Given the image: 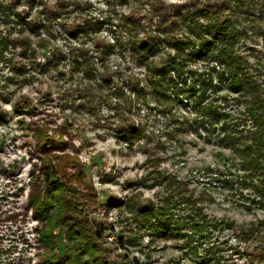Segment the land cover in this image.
I'll list each match as a JSON object with an SVG mask.
<instances>
[{
	"label": "rangeland",
	"instance_id": "1",
	"mask_svg": "<svg viewBox=\"0 0 264 264\" xmlns=\"http://www.w3.org/2000/svg\"><path fill=\"white\" fill-rule=\"evenodd\" d=\"M227 1L188 0L185 4L200 7L209 3L219 7ZM100 3L107 5L108 12L97 7ZM3 5L10 7V11L0 13V40H7V45L0 48V104L12 105V111L0 108V127L10 128L15 124V130L22 135L0 138V154L27 150L28 159L13 162L8 167L0 162V181L9 182L2 185L5 191L0 192V264H32L34 258L26 256L32 248L37 249V264L46 261L44 246L37 239L47 224L35 218L29 208L30 192L26 198L24 196L34 181L33 171L38 169V174L43 167L34 137L35 129L39 128L64 142L54 154L74 158L76 167L84 172L83 183L74 180L70 183L81 193L78 208L83 217L96 230L99 225L104 227L98 243L101 245L100 255L107 264H161V261L163 264H183L185 259L181 257L165 258L169 251L180 252L179 243H168L178 240L163 236V232L156 234L146 225L140 228V222L126 204L129 199L131 203L147 204L151 200L160 204L166 191L163 189L165 183L154 184L157 178L164 181V178L174 177L182 181L186 184V196L198 200L203 212L211 218L234 221L236 226L243 228L264 222L257 215L264 212V207L252 204L240 195L242 187L236 183L235 176L244 173L241 157L219 143L222 135L218 129L221 126L211 134L202 125L195 124L200 117L194 107L195 97L191 94L193 78L213 76L217 82V72L223 69L222 66L217 65L206 51L199 56H189L184 55L191 50L189 48L179 54L162 44L150 57L139 60L138 52L130 47L131 39L136 36L127 30L128 25H122L125 16L133 14L136 19L152 25L159 19L156 16L158 9L172 14L175 6L166 5L163 0H97V4H92L91 0H0V9ZM21 6L26 10L18 11ZM125 8L130 10L129 14L120 11ZM93 12L99 14L92 15ZM86 20L103 24L97 32L86 35L77 31ZM189 35L193 37L179 19L176 38L185 41ZM139 36H143L142 30ZM16 41L27 43L28 49ZM237 49L248 58L254 74L253 70L257 68L264 71L263 37L250 31L247 37L239 40ZM78 53L85 54L89 63L85 65L81 58L76 60ZM169 56H177L180 75L168 71L161 78V74L151 69L167 67ZM252 60L255 63L250 62ZM141 68L146 71L138 72ZM103 76H108L111 83L107 84ZM137 83L139 89L133 90ZM228 91L224 86L216 95L220 98ZM231 95L237 97V94ZM218 104L234 123L244 111V107L243 111L240 110L242 104L233 101L228 104L218 101ZM17 105H27L28 110L21 111ZM181 109L189 115L195 113V119L184 117ZM189 133L196 139H187ZM137 154L149 158L143 163L133 162L132 158ZM28 164L32 168L25 182L20 177ZM137 170L145 174L125 178L126 173ZM69 171L75 172L73 168ZM139 188L149 192L161 188L162 192L146 198L137 192ZM241 204L250 205L251 210ZM114 211L116 219L110 221ZM220 212L225 215L218 217ZM249 216L254 219L249 220ZM33 222H37V226L29 230ZM236 230L219 233L220 241H239ZM225 233L231 235L224 238ZM146 236L149 238L147 244L144 243ZM58 241L57 252L61 256L65 248L71 247V242L62 233ZM241 245L245 246L241 254L235 253L231 259L224 254L220 264H237L238 260L245 258L247 264H264L261 252L264 247L263 225H260L259 236L240 243V248ZM16 252L20 255L16 256ZM134 252H139L145 260L142 262Z\"/></svg>",
	"mask_w": 264,
	"mask_h": 264
},
{
	"label": "trees",
	"instance_id": "2",
	"mask_svg": "<svg viewBox=\"0 0 264 264\" xmlns=\"http://www.w3.org/2000/svg\"><path fill=\"white\" fill-rule=\"evenodd\" d=\"M1 8V14H8L10 11L8 6L3 5ZM174 8L172 14L165 9H158L156 16L159 19L152 25H148L143 19H136L133 14L125 16L124 21H121L122 25H128L127 30L136 36V39H131L130 47L138 52L139 60L150 57L162 44L177 50L179 54L189 48L191 50L187 54L184 53L189 56H199L206 51L217 65L222 66L223 69L217 72V82L213 76L193 78L194 87L191 88V94L195 97L194 107L200 117L195 124L202 125L211 134L216 133L217 126H221L218 129L222 135L219 143L225 144L241 157L240 163L244 173L235 176L236 183L242 187L241 197L264 207V80L261 79L264 77V71L257 68L253 70L254 74L248 58L237 49L239 40L247 37L250 31L264 39V0H228L219 7L208 3L200 7L175 5ZM179 19L190 31L193 40L190 35L185 41L176 38ZM203 20L206 23H202ZM102 24L86 20L77 31L87 35L91 31L97 32ZM140 30L143 31V36L138 37ZM4 39L0 40L1 49L7 45V40ZM22 44L25 50L28 49L27 43ZM76 57V60L81 58L85 65L89 63L85 54L78 53ZM176 59L177 56H169L167 67H153L151 70L161 74V78L168 71H175L180 75V63H177ZM103 79L107 84L111 83L108 76H103ZM115 86L119 85L116 83ZM224 86L229 91L219 98L217 91ZM139 87L137 83L133 90H138ZM231 94H237V97L233 98ZM218 101L225 104L233 101L243 105L244 111L240 113L241 117L237 123L230 120ZM17 108L21 111L28 110L27 105H17ZM34 137L37 142L36 152L42 156L43 167L38 174V169L32 173L34 181L30 186L27 204L33 210L35 218L47 224L37 239L44 246L47 255L46 261L41 264H107L105 258L100 255L101 245L98 243L104 227L99 225L96 230L83 217L78 208L81 193L70 183L71 180L83 183L84 172L76 167L74 158L66 154H54L56 148L64 146V142L49 136L47 130L35 129ZM210 140L211 138L208 139ZM70 168L75 172L69 171ZM156 180L155 185L165 183L163 189L166 196L160 204L151 200H148L147 204L140 201L131 203L130 199L126 204L135 214L134 218L140 222V228L146 225L156 234L163 232L165 237L170 236L178 242L182 241L177 247L183 253L181 258L187 259L189 264H220L224 260V254L228 259L235 253L241 254L240 243L249 242L259 236L260 225L264 226L261 221L258 225L243 228L236 226L234 221L211 218L203 212L198 200L190 195L186 196V184L182 181L174 177L164 178V181L159 178ZM230 184L229 181L228 185ZM243 190L250 193H244ZM242 206L251 210L250 205ZM227 229H237L240 242L238 245L232 246L227 240L220 241L218 234ZM60 233L71 242V247L65 248L61 256L57 252ZM261 252L264 257V247Z\"/></svg>",
	"mask_w": 264,
	"mask_h": 264
},
{
	"label": "clouds",
	"instance_id": "3",
	"mask_svg": "<svg viewBox=\"0 0 264 264\" xmlns=\"http://www.w3.org/2000/svg\"><path fill=\"white\" fill-rule=\"evenodd\" d=\"M163 2L166 5L175 6V5H183V4L187 3L188 0H163ZM91 3L92 4H97V0H91ZM97 7L99 9L105 11V12H108L107 5H105L103 3L98 4ZM17 10L18 11H25L26 9H25V7L21 6ZM120 11L124 12L125 14H129L130 13V10L126 9V8L125 9H120ZM98 14L99 13H97V12H93L92 13V15H98ZM77 15H79V13H77ZM57 43H59V42H57ZM250 62L255 63V60H252ZM193 67L199 68L200 65H193ZM200 70L203 71L202 68ZM137 71L138 72H145L146 70L141 68V69H138ZM5 75H9V73H5ZM0 83H2V82H0ZM223 94L224 93H222V95ZM77 103H80V101H77ZM0 108H3L5 110H7L8 112L12 111V105H10V104L9 105L0 104ZM240 110L243 111V106H241ZM105 111H107V110H105ZM181 113L183 114L184 117H188L190 120L191 119H195V117H196L195 113H192L191 115H189V112H185L183 109H181ZM141 115H143V113H141ZM233 115H237V113H233ZM17 119H20V117H17ZM132 119L136 120L137 118L136 117H132ZM137 122H139V121H137ZM15 128H16L15 124H13L10 128L0 127V138H3L5 135H7L9 138L14 137V136L22 135V133L17 132L15 130ZM157 134H159V133H157ZM201 134L205 135V133H203L202 130H201ZM187 139L195 140L196 136L194 134L189 133ZM17 143L18 144L22 143V141H17ZM109 143H113V142L110 141ZM141 143H143V141H141ZM77 146H79V142H77ZM68 154L71 155L72 153L69 152ZM148 158H149L148 156H142V155L137 154V155H135L132 158V160H133V162L139 161L140 163H143L144 161L148 160ZM21 159H24V160L28 159L27 150H25L23 152L17 151L16 153H13V152L9 151L6 155L0 154V162H3L4 167H8L9 165L13 164V162L19 161ZM81 159L82 160H86V158H84V157H81ZM33 163H38V162L37 161H33ZM162 167H166V165H162ZM31 168H32L31 164H28L26 167H24V170H23V173H22L20 179H23V180H25V182H27L28 173L31 170ZM144 174H145L144 172H141L139 170H137L135 172L131 171V172H128V173L125 174V178H136L138 176H143ZM241 175H243V173H241ZM5 183H9V182L8 181H0V192H4L5 191V189L2 186ZM22 186L23 185H17V187H22ZM96 187L99 188V185H96ZM106 187L112 188L111 185H107ZM14 190L15 189H11V191H14ZM113 190L119 191V189H113ZM29 192H31V188L26 189L25 194H24L25 198L27 197ZM137 192L143 193L146 198H153V197L156 196L157 193L162 192V189L161 188H153L152 191L149 192V191H147L144 188H139V189H137ZM225 207H228V205H225ZM224 215L225 214L223 212L217 213L218 217H223ZM257 215H258V217L260 219H264V212L257 213ZM247 218L249 220L254 219L251 216H249ZM115 219H116V212L114 211L112 213V215L109 217V220L110 221H114ZM36 226H37V222H33L32 224L29 225V230L31 228H33V227H36ZM230 235H231V233H225V237L224 238H227ZM144 243L145 244L149 243V238L147 236L144 239ZM168 243L172 244V243H183V242L182 241H179V242H177V241H169ZM239 243L240 242L238 240H236V239L230 240V244L232 246L238 245ZM5 244L7 245L8 242L5 241ZM21 247H25V246L21 245ZM244 247H245L244 245H241V249L242 250H243ZM253 247H254V245H253ZM133 254L135 256H137L142 262L145 260V257L141 256L139 252H134ZM15 255L19 256L20 253L16 252ZM26 256L27 257H33L34 259H33L32 264H37L36 259H35V257L37 256V249L36 248H32V249L28 250L27 253H26ZM169 256H171V257H181V256H183V253L179 252V251H176V252L169 251L165 258H168ZM156 258H158V257H154V259H156ZM161 264H163V261H161ZM183 264H189V261L187 259H185L183 261ZM237 264H247V258H245L244 260H238Z\"/></svg>",
	"mask_w": 264,
	"mask_h": 264
}]
</instances>
